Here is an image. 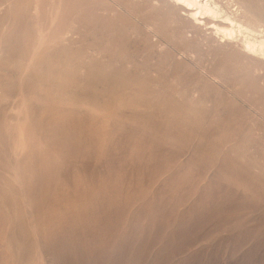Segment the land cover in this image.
I'll return each mask as SVG.
<instances>
[{"label": "rangeland", "instance_id": "rangeland-1", "mask_svg": "<svg viewBox=\"0 0 264 264\" xmlns=\"http://www.w3.org/2000/svg\"><path fill=\"white\" fill-rule=\"evenodd\" d=\"M143 2L0 0V264H264V104Z\"/></svg>", "mask_w": 264, "mask_h": 264}, {"label": "bare ground", "instance_id": "bare-ground-1", "mask_svg": "<svg viewBox=\"0 0 264 264\" xmlns=\"http://www.w3.org/2000/svg\"><path fill=\"white\" fill-rule=\"evenodd\" d=\"M142 4L145 10L162 12L163 20L170 24L171 39L181 44V54L195 62L201 52L208 57L213 53L231 57L240 71L238 75L229 77L224 67L208 70L209 75L223 86L244 88L256 102L264 104V36H258L253 26L224 15L211 0H144ZM248 16L261 20L251 12Z\"/></svg>", "mask_w": 264, "mask_h": 264}]
</instances>
